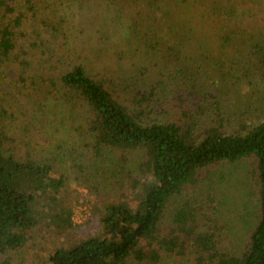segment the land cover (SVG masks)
<instances>
[{"label": "trees", "instance_id": "trees-1", "mask_svg": "<svg viewBox=\"0 0 264 264\" xmlns=\"http://www.w3.org/2000/svg\"><path fill=\"white\" fill-rule=\"evenodd\" d=\"M199 4L225 24L215 43ZM79 12L83 30L69 23ZM88 26L104 69L77 52L70 31ZM3 65L14 82L0 72V264L43 227L82 232L33 264H264V0H0ZM61 161L85 183L125 177L115 198L86 183L85 224ZM244 162L257 209L233 250L211 177Z\"/></svg>", "mask_w": 264, "mask_h": 264}, {"label": "rangeland", "instance_id": "rangeland-1", "mask_svg": "<svg viewBox=\"0 0 264 264\" xmlns=\"http://www.w3.org/2000/svg\"><path fill=\"white\" fill-rule=\"evenodd\" d=\"M196 8L197 10L194 11L192 15L195 17V20L199 22V25L205 23V31L209 37V40L212 43H215V40L218 38V33L221 26L225 24L211 25L207 18L203 17V13L205 11L203 5L199 4ZM80 13L81 12L77 14V18L69 23H71V25L75 26L77 29L83 30L86 26V19L88 17L86 15H79ZM181 19L183 22L186 21L189 25L195 26V21L191 18V16L182 14ZM70 32L72 33V37H75L76 39L75 46L79 56L81 57L80 60L89 64L91 67H95L98 70H100V68L104 69L105 63H103V60L99 57V55L94 54L90 48L86 49L87 37L85 36L89 35L90 27L88 26L85 34L75 35L74 31ZM228 32L234 34V37L238 38V40L248 37V34L238 32L235 29H230ZM118 41L119 44H121L124 48L126 43L124 33L120 35ZM0 72L1 74H5L6 77L3 76L4 82L5 85L9 87L10 83L14 82V79H11L12 74L14 73L4 65L0 66ZM2 99L10 100V96L6 95L0 86V102ZM1 109L2 107H0V110ZM4 124V122L0 121L1 128H5L3 127ZM46 131H48L54 138L61 137L62 135L56 133L52 128L48 130V126H46ZM54 138L52 139L55 140ZM53 154L57 157V151H55ZM117 157H119V151H114V153H111L110 158L114 159V161H109V164H115ZM64 162L65 161H61V164L58 163V166L62 169L63 173H65L68 179V184L65 188L66 196L73 206L75 222L77 224H85L88 219V205L86 202L88 199L93 197V195L90 194L91 191L86 186V183H89L90 185H98L99 189L108 195V198H115L119 194V188L117 184H115V179L117 181L120 179L124 180L125 177H123V174L118 175L119 173L110 172L108 174H100L99 176L91 175V180L88 182L85 180V183L84 179L81 178V173L77 171L76 167L70 163ZM112 166H109L108 168L111 169ZM250 166L251 164L249 162L234 164L227 166L222 170L215 171L211 177V179L214 180L212 183V188L217 191L219 199L221 201L223 199L224 201H222V209L224 210L222 215H224V223L227 224L224 236L227 237L230 235L229 239H227V243H230L233 250H236V248H239L242 245L244 239L247 237V234L254 227V224L251 222L255 218V214L253 213L252 209H257V199L254 198L252 192L253 181H251L250 177L247 176ZM85 175L89 176L88 174ZM205 191L209 190L204 185L202 186L201 192ZM94 193L95 192L93 191V194ZM249 222L250 224L248 225ZM81 232L82 229H79L78 232L57 234L48 228H38L32 233L30 241H28V243L22 249L12 254V264H33L38 258L48 257L49 254L52 253L56 248L72 244L74 240L81 234Z\"/></svg>", "mask_w": 264, "mask_h": 264}]
</instances>
